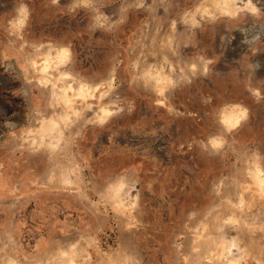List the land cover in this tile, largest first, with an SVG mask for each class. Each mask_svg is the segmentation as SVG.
Here are the masks:
<instances>
[{
	"label": "rangeland",
	"instance_id": "374dc122",
	"mask_svg": "<svg viewBox=\"0 0 264 264\" xmlns=\"http://www.w3.org/2000/svg\"><path fill=\"white\" fill-rule=\"evenodd\" d=\"M0 67V264H264V0H0Z\"/></svg>",
	"mask_w": 264,
	"mask_h": 264
},
{
	"label": "crops",
	"instance_id": "0c3cea01",
	"mask_svg": "<svg viewBox=\"0 0 264 264\" xmlns=\"http://www.w3.org/2000/svg\"><path fill=\"white\" fill-rule=\"evenodd\" d=\"M1 71H5V70H1V67H0V90L2 92H8L7 89H11L9 88L11 85H8V86H3V82L1 80L2 77H6L7 79L11 80V81H14V84L16 83V75H13L11 72H1ZM15 86L12 87V89L14 88ZM9 93V92H8Z\"/></svg>",
	"mask_w": 264,
	"mask_h": 264
},
{
	"label": "clouds",
	"instance_id": "9594fccd",
	"mask_svg": "<svg viewBox=\"0 0 264 264\" xmlns=\"http://www.w3.org/2000/svg\"><path fill=\"white\" fill-rule=\"evenodd\" d=\"M258 95V94H257ZM245 111V114L247 113V109L244 110Z\"/></svg>",
	"mask_w": 264,
	"mask_h": 264
}]
</instances>
